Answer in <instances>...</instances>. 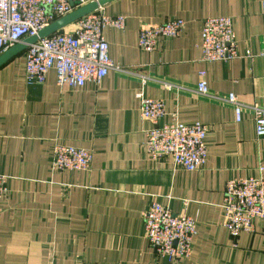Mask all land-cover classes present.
<instances>
[{"label":"crops","instance_id":"crops-1","mask_svg":"<svg viewBox=\"0 0 264 264\" xmlns=\"http://www.w3.org/2000/svg\"><path fill=\"white\" fill-rule=\"evenodd\" d=\"M104 9L127 21L104 32L120 69L99 86L61 88L54 69L44 83L30 81L25 50L0 66V174L7 176L0 264H161L143 217L153 201L175 214L187 201L197 220L193 254L182 264H264L262 225L235 237L221 225L227 182L259 177L264 163V137L249 108H264L262 0H112ZM215 16L232 18L241 53L253 58L202 60V26ZM174 18L186 21L178 38L152 52L140 48L143 23ZM201 70L208 96L198 92ZM140 92L165 101L163 122L176 116L208 127L203 168L176 169L170 156L147 151L152 124L141 115ZM229 94L246 105L241 121L222 100ZM57 144L91 150V168L56 169Z\"/></svg>","mask_w":264,"mask_h":264},{"label":"built area","instance_id":"built-area-1","mask_svg":"<svg viewBox=\"0 0 264 264\" xmlns=\"http://www.w3.org/2000/svg\"><path fill=\"white\" fill-rule=\"evenodd\" d=\"M98 0H0V53L31 37L39 36L44 28L76 9ZM264 15V0H262ZM125 15H108L104 6L77 21L29 43L26 52V76L30 81L44 83L51 70L57 74L61 88H83L92 81L99 86L116 67L109 55L105 30L126 28ZM186 27L183 18H174L161 24L143 23L139 30V46L154 51L160 42L175 39ZM200 48L204 62L230 61L242 57L253 58L251 50L242 54L233 20L229 16H215L204 20ZM198 92L208 96L206 71L199 72ZM168 89L172 83H165ZM141 115L152 126L146 131L144 146L154 158L170 156L174 167L195 171L203 168L208 158L206 137L208 127L200 122L185 124L174 116L172 122H163L166 104L163 99L138 93ZM236 109L237 121L242 120L246 107L235 94L222 97ZM254 112L256 135L264 137V108L249 106ZM93 152L86 148L57 144L53 166L58 170H89ZM259 177L230 179L226 184L221 225L232 236L242 232L253 234L264 227V163L259 166ZM7 176L0 174V199L6 194ZM188 202L179 214L168 206L153 201L144 212L146 237L162 258L161 264H182L190 258L197 235V220L186 212Z\"/></svg>","mask_w":264,"mask_h":264},{"label":"water","instance_id":"water-1","mask_svg":"<svg viewBox=\"0 0 264 264\" xmlns=\"http://www.w3.org/2000/svg\"><path fill=\"white\" fill-rule=\"evenodd\" d=\"M110 1H112V0H98V1L91 2V3H89L83 7L76 9L72 13L60 18L59 20L52 23L50 26L41 30L39 33V36L28 38L27 40H25L24 43L16 44L15 46L11 47L7 51L0 54V66H2L5 62H7L13 56H15V55L19 54L20 52L26 50L28 44L36 42L38 37L49 36V35L55 33L56 31L66 27L67 25L77 21L78 19H80L84 15L95 11L100 6H104V5L108 4Z\"/></svg>","mask_w":264,"mask_h":264},{"label":"rangeland","instance_id":"rangeland-1","mask_svg":"<svg viewBox=\"0 0 264 264\" xmlns=\"http://www.w3.org/2000/svg\"><path fill=\"white\" fill-rule=\"evenodd\" d=\"M70 25V24H69Z\"/></svg>","mask_w":264,"mask_h":264}]
</instances>
